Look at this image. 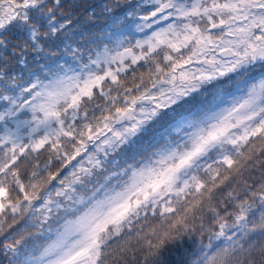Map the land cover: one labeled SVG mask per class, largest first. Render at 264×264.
Returning <instances> with one entry per match:
<instances>
[{"label":"snow or ice","instance_id":"obj_1","mask_svg":"<svg viewBox=\"0 0 264 264\" xmlns=\"http://www.w3.org/2000/svg\"><path fill=\"white\" fill-rule=\"evenodd\" d=\"M0 264H264V0H0Z\"/></svg>","mask_w":264,"mask_h":264}]
</instances>
